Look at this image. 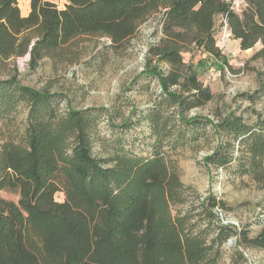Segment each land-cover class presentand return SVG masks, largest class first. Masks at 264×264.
I'll use <instances>...</instances> for the list:
<instances>
[{"label":"trees","instance_id":"trees-1","mask_svg":"<svg viewBox=\"0 0 264 264\" xmlns=\"http://www.w3.org/2000/svg\"><path fill=\"white\" fill-rule=\"evenodd\" d=\"M240 1L237 12L232 0H30L24 15L18 0H0V63L29 54L36 67L81 37H106L118 52L151 18L162 33L138 75L148 91L157 81L150 104L117 113L119 125L107 107L64 108L61 93L26 85L16 73L0 77V192L19 194L17 201L0 196V264H219L234 236L236 260H247L242 246L264 248V226L252 236L224 222L225 201L189 192L172 159L215 137L205 164L264 188L260 112L253 122L234 111L190 114L214 94L183 50L224 59L220 17L241 50L261 44L253 57L264 56V0ZM104 118L111 137L101 134ZM137 126L147 129L148 155L132 148Z\"/></svg>","mask_w":264,"mask_h":264},{"label":"rangeland","instance_id":"rangeland-1","mask_svg":"<svg viewBox=\"0 0 264 264\" xmlns=\"http://www.w3.org/2000/svg\"><path fill=\"white\" fill-rule=\"evenodd\" d=\"M22 13L30 8V0H18ZM61 6L64 0H55ZM237 12L241 11L242 1L232 0ZM216 39L224 59L216 60L209 54L194 46L183 50L186 62L194 65L202 83L213 91V100L203 107L194 109L191 115L213 118L216 112L227 114L234 111L244 114L250 122L256 119L254 110L264 118V56L253 57L261 44L248 50H241L238 40L233 38L230 29L222 24V17L216 23ZM156 19L140 26L139 32L126 47L114 52L110 40L105 38L81 37L61 50L55 57H45L34 67L30 64V55L0 63V77L7 78L16 73L22 83L40 90L61 93L64 108L103 106L109 108L116 125L121 123L117 113L124 116L134 106L144 108L150 104L152 88L157 81L151 80L150 91L146 90L149 80L138 77L147 67V52L150 43L159 41L162 36ZM166 69L165 66L162 64ZM147 88V89H149ZM243 93L251 97L241 96ZM22 111L17 121L24 119ZM137 126L134 151L140 149L144 155L149 148L144 139L147 129ZM101 134L111 137V127L104 118L100 125ZM143 131L142 133H140ZM139 132V133H138ZM217 139L211 137L199 141L172 153V159L181 168V180L189 192L198 196L216 194L225 201V208H218L221 218L226 223H234L240 228L248 227L250 235L258 234L264 226V188L248 176L229 173L221 167H208L205 157L212 153ZM128 147H131L128 144ZM0 196L17 201L19 194L13 189H4ZM63 193L56 198L62 200ZM235 236L222 246L223 258L219 264H264V248L241 247L247 257L246 261L236 260L232 255Z\"/></svg>","mask_w":264,"mask_h":264},{"label":"crops","instance_id":"crops-1","mask_svg":"<svg viewBox=\"0 0 264 264\" xmlns=\"http://www.w3.org/2000/svg\"><path fill=\"white\" fill-rule=\"evenodd\" d=\"M25 7H26V10H25V13H23V14L24 15H27L29 13L30 8L29 7L27 8V3H26V6Z\"/></svg>","mask_w":264,"mask_h":264},{"label":"bare ground","instance_id":"bare-ground-1","mask_svg":"<svg viewBox=\"0 0 264 264\" xmlns=\"http://www.w3.org/2000/svg\"><path fill=\"white\" fill-rule=\"evenodd\" d=\"M27 56V55H26Z\"/></svg>","mask_w":264,"mask_h":264}]
</instances>
